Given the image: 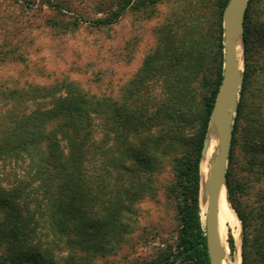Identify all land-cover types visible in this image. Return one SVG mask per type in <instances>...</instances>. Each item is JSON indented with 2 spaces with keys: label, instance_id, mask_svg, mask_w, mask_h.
<instances>
[{
  "label": "trees",
  "instance_id": "16d2710c",
  "mask_svg": "<svg viewBox=\"0 0 264 264\" xmlns=\"http://www.w3.org/2000/svg\"><path fill=\"white\" fill-rule=\"evenodd\" d=\"M65 1L42 0L61 13L73 11L70 0ZM134 1L124 5V0H116V8L111 2L107 16L94 25H113ZM158 1L137 3L146 7ZM228 1L218 0L221 35ZM258 1L249 0L245 11L244 81L226 172L228 192L244 226L246 217L234 198L238 134L243 136L246 163L251 169L259 166L264 175V82L251 90L259 67L251 59L248 23ZM204 9L199 5L183 10L175 21L186 28L179 43L161 37L120 96L92 93L70 72L51 73L37 63L30 78H0V264L127 259L143 239L133 236L140 208L163 196L178 198L179 239L154 254L138 255L137 264H211L201 218L200 164L224 58L220 35L216 72L203 79L210 91L196 128L193 105L200 96L198 75L207 55L199 42L207 36L195 34ZM46 22L69 29L78 27L80 19ZM30 67L26 64L25 69ZM37 76L49 80L39 82ZM167 165L170 177L165 180ZM261 201L256 233L243 237L241 264H264V190ZM229 243L234 251L232 234Z\"/></svg>",
  "mask_w": 264,
  "mask_h": 264
},
{
  "label": "rangeland",
  "instance_id": "374dc122",
  "mask_svg": "<svg viewBox=\"0 0 264 264\" xmlns=\"http://www.w3.org/2000/svg\"><path fill=\"white\" fill-rule=\"evenodd\" d=\"M127 1L124 0L123 4L125 5ZM115 2L116 0H70L73 11L64 9L61 13L42 0H0V78L2 76L30 78L29 72H36L33 68L37 63L38 66H45L51 73L70 72L92 93L120 96L122 88L139 73L146 56L158 46L161 37L165 40L169 37L175 43H179V38L183 37L186 28L183 27L185 28L183 31L184 29L175 24V21L184 15L183 10L190 6L202 5L205 11L199 25V34L193 33L197 37L201 34L207 36L205 40L199 42L204 50L207 49L205 50L207 55L198 75L197 86L200 96L193 105L196 109L193 115L195 125L199 128L205 98L210 91L203 79L205 76L209 78L214 76L216 72L214 60H217L220 51L221 22L217 12L218 0H160L155 4L149 3L146 7H139L140 3L135 0L123 10L118 22L107 27L95 26L94 22L98 18L107 16L110 4L116 8ZM49 18L64 22L79 18L80 24L78 27L58 29L46 22ZM248 23L252 39L251 59L259 67L251 84V90L254 91L264 82V0L257 2ZM222 28L224 58L223 18ZM186 38H189L188 35ZM26 64L31 66L27 70ZM36 79L39 82L49 80L46 76H37ZM234 154L236 158L234 170L238 184L234 198L239 210L246 217V226L233 207L228 192L231 218L224 224L222 235L225 254L223 260L226 259V264H235L237 261L239 264L242 263L243 237L256 233L262 212L261 193L264 190V175L259 172L260 167L255 166L251 169L244 159V140L241 134L236 138ZM169 169L170 165H167L163 175L165 180L170 177ZM177 200L178 198L174 200L163 196L158 202H145L139 210V219L133 234L137 237L143 236L141 243L135 245L129 258L123 259L120 256L110 259L106 264H137L140 262L138 255L148 256L160 248L175 245L180 235ZM207 200L208 197L205 195V209L201 207L202 202L200 203L204 225ZM230 234L234 238V251L229 243ZM129 251L125 246L123 253Z\"/></svg>",
  "mask_w": 264,
  "mask_h": 264
},
{
  "label": "water",
  "instance_id": "95a60500",
  "mask_svg": "<svg viewBox=\"0 0 264 264\" xmlns=\"http://www.w3.org/2000/svg\"><path fill=\"white\" fill-rule=\"evenodd\" d=\"M249 0H229L224 12V65L223 76L219 86L214 107L211 112L208 131L211 119L214 114L218 116V136L220 148L212 162L211 173L208 178L206 196V239L207 249L211 264H222L223 248L218 232V196L222 187H228L226 183V172L228 159L233 140V126L238 104L241 98L244 81V17ZM238 15L241 28L242 59L240 60L238 48L233 37L235 18ZM204 142L203 153L208 137ZM201 158V161H202ZM201 165V164H200ZM201 173V170H200ZM201 188V181H200Z\"/></svg>",
  "mask_w": 264,
  "mask_h": 264
},
{
  "label": "bare ground",
  "instance_id": "6f19581e",
  "mask_svg": "<svg viewBox=\"0 0 264 264\" xmlns=\"http://www.w3.org/2000/svg\"><path fill=\"white\" fill-rule=\"evenodd\" d=\"M233 37L236 42L238 53L240 60L242 59V43H241V28L239 24L238 15L235 18L234 27H233ZM218 116L217 114H214L209 131H208V137L203 153V158L201 161V202L202 207L206 208V202H205V195L207 190V184H208V178L211 173V163L212 159L215 157L216 153L218 152ZM220 217V218H219ZM218 232L222 244V235H223V229L224 224L229 221L231 218V209L228 203V197L226 188L222 187L219 196H218ZM225 233V232H224ZM224 242V241H223ZM223 248V244H222ZM224 254V248H223V257ZM222 264H226V259L224 258ZM235 264H239L237 261Z\"/></svg>",
  "mask_w": 264,
  "mask_h": 264
}]
</instances>
